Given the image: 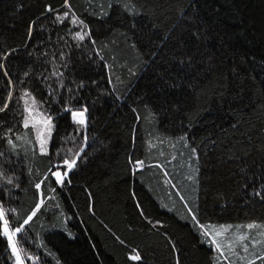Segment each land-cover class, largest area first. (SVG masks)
<instances>
[{"label": "trees", "instance_id": "obj_1", "mask_svg": "<svg viewBox=\"0 0 264 264\" xmlns=\"http://www.w3.org/2000/svg\"><path fill=\"white\" fill-rule=\"evenodd\" d=\"M109 2L70 0L89 25L91 39L76 48L66 37L73 45L69 49L59 37L79 26L71 25L70 18L54 23L56 13L67 10L64 0H0V56L15 50L4 61L11 65L13 79L29 65L34 73L51 70L39 52L56 53L57 58L60 51L67 52V76L86 81L80 103L87 101L90 107L87 159L70 185L54 180L42 185L45 204L25 226L30 241L22 238V243L43 256L44 249L35 246L39 234L61 264H177V258L180 264H216L218 254L192 222L180 199L183 194L193 207L199 204L201 224L231 225L232 234L250 233L247 243L253 252L247 258H252L264 247L251 245L264 232V199L252 194L264 185V0H139L145 7L135 16L115 4L109 9ZM46 5L55 11L47 12ZM110 75L115 90L108 83ZM7 79L0 69V100L7 99ZM26 79L35 95L47 96L35 75ZM176 83L180 87L172 86ZM18 94L14 91V97ZM16 107L13 99L0 119L19 121L12 111ZM69 124L65 114L53 154L61 137L72 131ZM185 133L187 147L179 139ZM192 147L198 149L195 156ZM21 157V187L8 206L19 207L24 215L39 198L32 182L49 161L38 151L33 159L30 149L26 158L21 150ZM136 160L143 167L136 168ZM137 200L148 217L164 225L153 227L144 219ZM133 248L140 251L141 261L128 259ZM10 257L6 238L0 237V264H13ZM46 259L55 264L51 256ZM228 260L246 264L237 256L221 257L219 264Z\"/></svg>", "mask_w": 264, "mask_h": 264}, {"label": "snow or ice", "instance_id": "obj_2", "mask_svg": "<svg viewBox=\"0 0 264 264\" xmlns=\"http://www.w3.org/2000/svg\"><path fill=\"white\" fill-rule=\"evenodd\" d=\"M113 4L121 6L124 11H127L129 15H140L144 11V4L140 3L139 0H110L107 7L111 9ZM65 11L57 12L55 16L54 23L63 24L65 21L69 20L70 24L73 26H79V30L68 29L65 36H60L59 39L64 41V45L71 49L72 43L69 42L66 37H70L71 42H74L76 48L82 47L83 42L86 38L91 39V30L89 25L85 20L81 19L77 13L72 9L70 0H64ZM45 10L47 12H54L55 10L51 5H46ZM101 13L107 15L108 13L104 11V6L101 5ZM136 27L135 24L132 25ZM32 27L29 26L28 37L31 39ZM92 44L95 45L96 41L91 40ZM43 43V41H41ZM15 50H9L4 52L0 56V69L3 70V75L8 77L7 79V99L0 100V113H5L9 109V102L15 99L17 107L12 109L15 116H20L19 121L12 123H7L6 121L0 119V237L6 238L7 248L11 252V257L14 258L13 264H48L46 257L51 256L55 260V264H61L60 258L56 256L45 244L44 240L40 238L37 234L36 248L44 249V255H40L38 252H32L28 250V246L22 243V238H28L29 229L25 226H29L30 222L34 220L37 213L41 211L42 205L45 204L44 192L42 190V185L45 182H51L54 180L56 185L64 186L66 184L72 183V176L75 174L76 170L80 167V162L86 160L87 156L84 155L85 148L88 146V141L90 140V107L88 102L80 103V100L84 99L83 90L87 88V83L85 80L81 79L78 82L75 78L69 79L67 76V71H69V64L71 63L69 53L60 51L57 58L56 53L49 55L48 52H39L38 58H44L43 63L49 64L51 70L45 68L40 72H33L31 65H29L28 70L22 73V76L15 80L13 76L15 73L10 72V64L4 61L8 59L9 55ZM35 52H29L28 55H34ZM95 55L99 56L100 60L103 61L104 57L101 55L100 50H95ZM155 55V53H153ZM89 59H95L94 56L90 55ZM191 59L190 57L188 58ZM184 65V60H181V66ZM105 67L109 65L105 64ZM190 66V64L188 65ZM47 73V74H45ZM35 75V79L43 84L47 90V96L43 93L40 97L34 94L29 86L30 79ZM116 82H119V77L117 76ZM93 85L97 84V81L92 80ZM109 84H113V90H115V84L112 76H109ZM173 87H180L179 83L173 84ZM190 86V85H189ZM191 87V86H190ZM14 91H18V96L14 97ZM264 92V90H262ZM67 94V99L64 98ZM118 99H123L122 97H117ZM53 104H59L60 108L55 109L52 107ZM177 110H180L179 105H175ZM135 112L136 109L133 108ZM65 114H69L70 124L69 128L72 131L67 132L65 136L61 137V146L56 147L55 153L51 151V148L55 146V139L59 135V122L64 118ZM191 122V121H189ZM236 127V125H233ZM187 133L181 135L179 139L184 142V146L187 147ZM6 143L7 147H4ZM76 145H80L77 149ZM29 149L31 150V155L33 159L37 155V151L40 156L47 157L49 161V167L40 176L32 182V186L35 188L39 195V198L35 201L34 206L27 211L24 215H21V210L16 206H8L13 199H16V189L21 187L20 172L17 166L20 164L21 150L24 152V158L28 156ZM192 154L195 156L198 149L195 147L191 148ZM13 156L16 159H13ZM136 168L143 167V161H135ZM29 175L32 174L33 169L29 167ZM199 171V168H196ZM167 176V173H165ZM192 180L193 177L189 175L187 177ZM55 192L56 189L52 188ZM253 195L264 199V185H261L259 189L254 188ZM135 193L133 196L135 197ZM89 197H92L91 192H89ZM180 199L184 201L185 209L190 215L191 220L194 224L198 225L201 230V235L203 240H207L208 244L213 246L215 252L218 254L216 264H219V258L228 259L229 256H236V247L239 243L240 247L243 248L245 253L249 251V245L247 243L249 237L244 235H238L234 240H231L228 247L225 248L224 244L221 242L220 237L225 236L231 225H219L218 228H210L199 221V204L196 203L195 207L193 204L189 203L183 194L180 195ZM136 207L140 209V215L144 219L148 220L149 223L155 227L156 225L163 226L164 222L162 220H152L145 213L142 204L137 200ZM90 212L95 211L94 204H90L88 207ZM172 211V209H169ZM22 221V222H21ZM53 227H56L54 224ZM67 231V225H64ZM249 228L253 226L248 225ZM71 236V233H68ZM167 236V233H165ZM260 239H251V245L256 247L258 245L264 246V232L259 233ZM119 240L120 238L117 237ZM123 244L124 241L120 240ZM174 251L176 249L175 244L172 245ZM128 259L130 261H141L142 256L140 251L133 248L131 252L128 253ZM241 261L246 260V264H256L259 260L261 264H264V247L261 248L259 255H252V258H247L244 255L239 256ZM177 264H180L177 258ZM228 264H234L233 261L228 260Z\"/></svg>", "mask_w": 264, "mask_h": 264}, {"label": "rangeland", "instance_id": "obj_3", "mask_svg": "<svg viewBox=\"0 0 264 264\" xmlns=\"http://www.w3.org/2000/svg\"><path fill=\"white\" fill-rule=\"evenodd\" d=\"M210 228H218L219 226H217V225H213V226H209ZM248 232V231H247ZM238 233V232H237ZM236 236H238L237 234H232V231H231V229L229 228L228 229V231H227V233L225 234V236H223V237H220V239H221V242L224 244V246H225V248H227L228 247V244H229V242L231 241V240H234L235 239V237ZM246 237H249V239L251 238V235H250V233L248 234L247 233V235H245ZM261 248V247H260ZM236 252H237V257H238V259H239V256H241V254H242V252H243V254L242 255H244V256H246L247 257V255H248V253H245L244 251H243V248L242 247H240V245H239V243L237 244V247H236ZM261 249H256L255 251H260ZM249 251L251 252V254H252V249H251V247L249 246ZM256 255H258V254H260V253H255ZM240 260V259H239Z\"/></svg>", "mask_w": 264, "mask_h": 264}]
</instances>
